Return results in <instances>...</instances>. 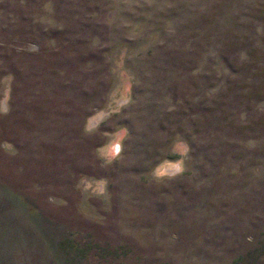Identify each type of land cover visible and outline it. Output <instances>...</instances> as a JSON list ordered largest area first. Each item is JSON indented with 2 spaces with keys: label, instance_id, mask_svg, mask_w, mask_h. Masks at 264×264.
Instances as JSON below:
<instances>
[{
  "label": "rangeland",
  "instance_id": "rangeland-1",
  "mask_svg": "<svg viewBox=\"0 0 264 264\" xmlns=\"http://www.w3.org/2000/svg\"><path fill=\"white\" fill-rule=\"evenodd\" d=\"M0 264H264V0H0Z\"/></svg>",
  "mask_w": 264,
  "mask_h": 264
}]
</instances>
